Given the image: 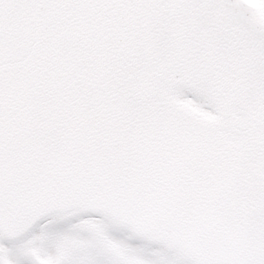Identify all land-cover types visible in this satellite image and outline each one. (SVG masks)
Segmentation results:
<instances>
[{
	"label": "water",
	"instance_id": "1",
	"mask_svg": "<svg viewBox=\"0 0 264 264\" xmlns=\"http://www.w3.org/2000/svg\"><path fill=\"white\" fill-rule=\"evenodd\" d=\"M185 93L218 111L204 116ZM221 126L238 148L210 144ZM263 132L264 20L247 0H0L1 238L82 208L187 264L263 263L197 259L264 217V192L246 198L235 180L263 169L236 165ZM157 208L170 243L142 227Z\"/></svg>",
	"mask_w": 264,
	"mask_h": 264
},
{
	"label": "rangeland",
	"instance_id": "2",
	"mask_svg": "<svg viewBox=\"0 0 264 264\" xmlns=\"http://www.w3.org/2000/svg\"><path fill=\"white\" fill-rule=\"evenodd\" d=\"M250 1L264 17V0ZM191 101L201 105L194 98ZM100 222L85 218L65 226L46 223L21 245L2 244L0 264H184L105 223L94 233L90 225Z\"/></svg>",
	"mask_w": 264,
	"mask_h": 264
}]
</instances>
